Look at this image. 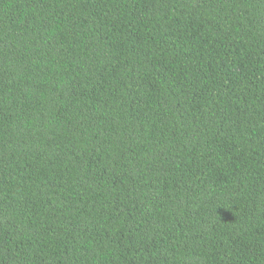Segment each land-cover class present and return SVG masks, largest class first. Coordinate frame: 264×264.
<instances>
[{"label":"trees","instance_id":"16d2710c","mask_svg":"<svg viewBox=\"0 0 264 264\" xmlns=\"http://www.w3.org/2000/svg\"><path fill=\"white\" fill-rule=\"evenodd\" d=\"M0 264H264V0H0Z\"/></svg>","mask_w":264,"mask_h":264}]
</instances>
